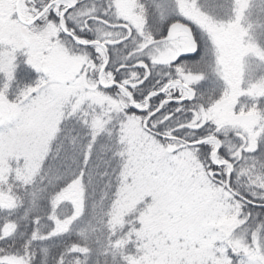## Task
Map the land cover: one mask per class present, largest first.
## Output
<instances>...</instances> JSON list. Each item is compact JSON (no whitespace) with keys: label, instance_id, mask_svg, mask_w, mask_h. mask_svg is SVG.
Here are the masks:
<instances>
[{"label":"snow or ice","instance_id":"1","mask_svg":"<svg viewBox=\"0 0 264 264\" xmlns=\"http://www.w3.org/2000/svg\"><path fill=\"white\" fill-rule=\"evenodd\" d=\"M0 264H264V0H0Z\"/></svg>","mask_w":264,"mask_h":264}]
</instances>
